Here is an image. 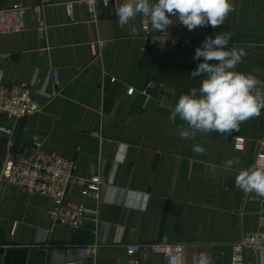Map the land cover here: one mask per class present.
I'll list each match as a JSON object with an SVG mask.
<instances>
[{
	"label": "crops",
	"instance_id": "crops-1",
	"mask_svg": "<svg viewBox=\"0 0 264 264\" xmlns=\"http://www.w3.org/2000/svg\"><path fill=\"white\" fill-rule=\"evenodd\" d=\"M71 1L0 0V8L27 7L24 29L0 35V68L7 84L27 83L39 104L22 119L0 115L14 130L0 132V163L39 150L75 160L80 176L99 179V198L74 186L68 199L98 216L90 213L80 227L53 224L51 197L1 182L0 264H78L79 248L88 250L84 264H128V243L143 245L139 264H166L145 246L161 242L184 245L182 264L201 253L212 264H233L234 245L259 229L263 205L235 186V176L264 166V109L239 130L192 139L179 135L185 122L169 117L203 79L190 78L195 49L220 32L230 33L229 48L245 52L234 71L264 89V0H230L224 22L206 31H189L178 17L165 31L148 23L154 36L194 43L163 54L147 45L146 17L121 27L112 6L99 5L93 18L77 2L69 14ZM238 258L258 264V251L243 249Z\"/></svg>",
	"mask_w": 264,
	"mask_h": 264
},
{
	"label": "clouds",
	"instance_id": "clouds-1",
	"mask_svg": "<svg viewBox=\"0 0 264 264\" xmlns=\"http://www.w3.org/2000/svg\"><path fill=\"white\" fill-rule=\"evenodd\" d=\"M231 11L230 0H124L116 9L118 24L123 27L130 20L142 15L152 29L165 31L173 23V17L189 31L198 26L221 25ZM230 44V33L220 32L207 37L195 49L193 59L197 68L190 74L193 80H200L199 88H192L182 94L171 112L169 119L177 117L187 124L180 127L179 135L192 139L197 132L213 131L226 133L239 130L240 123L253 116H259L264 109V98L253 94L257 80L250 74L234 71L245 55L243 49ZM212 61H216L213 63ZM194 152L203 153L200 145H193ZM233 160L226 161L231 168ZM238 163V161H237ZM235 186L244 193H255L264 198V166L242 169L235 176ZM78 264H84L87 248L77 249ZM192 264H212L210 258L201 253L192 257ZM258 264H264V249L258 250Z\"/></svg>",
	"mask_w": 264,
	"mask_h": 264
},
{
	"label": "built area",
	"instance_id": "built-area-1",
	"mask_svg": "<svg viewBox=\"0 0 264 264\" xmlns=\"http://www.w3.org/2000/svg\"><path fill=\"white\" fill-rule=\"evenodd\" d=\"M77 2L86 7L91 17L97 16L99 5L112 6L115 10L122 4V0H76L67 3V11L73 13V4ZM27 7L14 5L0 8V35L21 31L25 27V15ZM209 26V25H208ZM208 26H201L204 31ZM144 35L148 46H154L160 53H166L179 47H194L191 39L182 36L169 37L166 33L151 34L149 24L143 25ZM55 83H59L57 73L53 75ZM134 88L129 89L133 93ZM253 94L264 98V89L254 88ZM39 110V104L35 100L32 88L27 83L7 84L4 71L0 68V115H7L15 120L22 119ZM0 132L12 135L14 130L0 124ZM20 187L30 193L51 197L54 206L49 210V217L53 224H61L70 227H80L87 215L95 214L97 210H91L83 204L69 200L68 195L74 186L81 189L84 196L99 198V184L97 177L85 178L77 173L75 160L65 158L56 152L39 150L34 155L19 154L6 158L2 164L0 183ZM263 207L259 222V229L247 232L244 239L234 245L235 259L233 264H244L238 258L243 249L258 251L264 249V198L258 197ZM143 245L138 243L126 244L128 264H139L138 254ZM146 247L153 253H162L166 256V264H182L184 252L183 244L175 243H150ZM97 246L90 247L91 255L96 252Z\"/></svg>",
	"mask_w": 264,
	"mask_h": 264
},
{
	"label": "water",
	"instance_id": "water-1",
	"mask_svg": "<svg viewBox=\"0 0 264 264\" xmlns=\"http://www.w3.org/2000/svg\"><path fill=\"white\" fill-rule=\"evenodd\" d=\"M1 169H2V163H0V173H1ZM4 185H6V183H3Z\"/></svg>",
	"mask_w": 264,
	"mask_h": 264
}]
</instances>
